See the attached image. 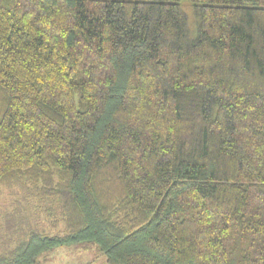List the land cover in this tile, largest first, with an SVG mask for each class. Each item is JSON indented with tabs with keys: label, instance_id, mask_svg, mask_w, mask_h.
I'll return each mask as SVG.
<instances>
[{
	"label": "trees",
	"instance_id": "16d2710c",
	"mask_svg": "<svg viewBox=\"0 0 264 264\" xmlns=\"http://www.w3.org/2000/svg\"><path fill=\"white\" fill-rule=\"evenodd\" d=\"M6 191L0 264H264V0H0Z\"/></svg>",
	"mask_w": 264,
	"mask_h": 264
},
{
	"label": "rangeland",
	"instance_id": "374dc122",
	"mask_svg": "<svg viewBox=\"0 0 264 264\" xmlns=\"http://www.w3.org/2000/svg\"><path fill=\"white\" fill-rule=\"evenodd\" d=\"M183 10L187 13L189 20L192 18L190 11V4L183 3ZM193 19V18H192ZM18 196V193L13 190L11 191ZM15 196H11L9 191L3 192L0 196V209L2 210L5 206L11 207V204ZM45 221L40 219L39 222ZM46 226V224H43ZM87 244L72 245L67 247H57L51 251L42 252L40 254L41 264H106L105 256L99 253H95L93 246Z\"/></svg>",
	"mask_w": 264,
	"mask_h": 264
}]
</instances>
